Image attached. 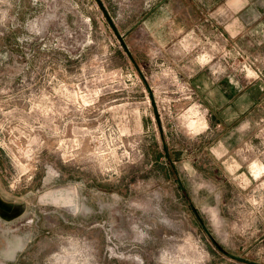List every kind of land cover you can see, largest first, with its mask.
Masks as SVG:
<instances>
[{
    "label": "rangeland",
    "instance_id": "rangeland-1",
    "mask_svg": "<svg viewBox=\"0 0 264 264\" xmlns=\"http://www.w3.org/2000/svg\"><path fill=\"white\" fill-rule=\"evenodd\" d=\"M101 1L138 69L96 0H0V264H264V98L234 122L193 81L264 86V54L188 61Z\"/></svg>",
    "mask_w": 264,
    "mask_h": 264
},
{
    "label": "crops",
    "instance_id": "crops-1",
    "mask_svg": "<svg viewBox=\"0 0 264 264\" xmlns=\"http://www.w3.org/2000/svg\"><path fill=\"white\" fill-rule=\"evenodd\" d=\"M152 3L136 32L139 36L142 29L147 39L163 52L178 49L188 61L194 53L207 47L213 54L219 46L230 52L254 49L259 57L264 54V0H160L157 5ZM203 69L193 74L196 92H238L229 100L222 97L218 109L225 108L224 104L226 108L220 116L227 115L228 120L237 122L242 116L259 110L264 98L262 83H246L227 74L210 76ZM253 169L257 176L264 171L257 165Z\"/></svg>",
    "mask_w": 264,
    "mask_h": 264
},
{
    "label": "water",
    "instance_id": "water-1",
    "mask_svg": "<svg viewBox=\"0 0 264 264\" xmlns=\"http://www.w3.org/2000/svg\"><path fill=\"white\" fill-rule=\"evenodd\" d=\"M98 5L100 6V8L102 9L103 13L105 14L106 18L108 19L109 23L111 24V27L115 33V35L117 36L119 42L121 43L122 47L124 48V50L126 51L128 57L130 58V60L134 63V65L136 66V68L138 69V66L137 64L135 63V60L126 44V41H125V37L119 32V30L117 29L116 25L114 24V22L111 20V18L109 17L103 3L101 0H96ZM165 147V151H166V155L167 157L169 158V153H168V150ZM178 184L179 186L181 187V189L184 191L185 188L183 187V184H182V181L180 179H178ZM192 209H193V206H192ZM196 212V211H195ZM204 226V225H203ZM205 227V226H204ZM205 231L209 234V231L208 229L205 227ZM229 257H231L232 259L234 260H237V261H240V262H243V263H246V264H259V263H255V262H251L249 260H246L242 257H239V256H236V255H233V254H229Z\"/></svg>",
    "mask_w": 264,
    "mask_h": 264
}]
</instances>
